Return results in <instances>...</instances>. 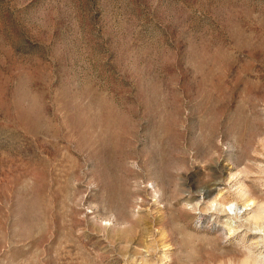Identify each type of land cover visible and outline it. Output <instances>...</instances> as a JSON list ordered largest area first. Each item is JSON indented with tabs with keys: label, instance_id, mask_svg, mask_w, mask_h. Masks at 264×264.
Wrapping results in <instances>:
<instances>
[{
	"label": "rangeland",
	"instance_id": "obj_1",
	"mask_svg": "<svg viewBox=\"0 0 264 264\" xmlns=\"http://www.w3.org/2000/svg\"><path fill=\"white\" fill-rule=\"evenodd\" d=\"M0 264H264V0H0Z\"/></svg>",
	"mask_w": 264,
	"mask_h": 264
}]
</instances>
